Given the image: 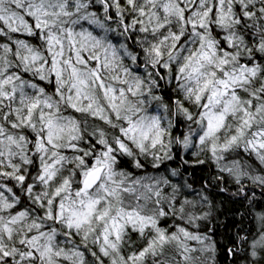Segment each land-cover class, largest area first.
Listing matches in <instances>:
<instances>
[{"label":"snow or ice","instance_id":"1","mask_svg":"<svg viewBox=\"0 0 264 264\" xmlns=\"http://www.w3.org/2000/svg\"><path fill=\"white\" fill-rule=\"evenodd\" d=\"M0 264H264V0H0Z\"/></svg>","mask_w":264,"mask_h":264}]
</instances>
